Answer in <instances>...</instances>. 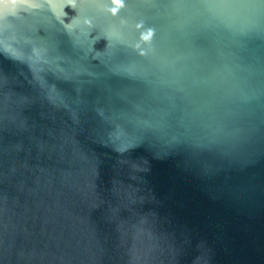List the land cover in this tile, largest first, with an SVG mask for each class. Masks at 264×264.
Instances as JSON below:
<instances>
[{"label":"water","instance_id":"1","mask_svg":"<svg viewBox=\"0 0 264 264\" xmlns=\"http://www.w3.org/2000/svg\"><path fill=\"white\" fill-rule=\"evenodd\" d=\"M0 264H264V0H0Z\"/></svg>","mask_w":264,"mask_h":264}]
</instances>
